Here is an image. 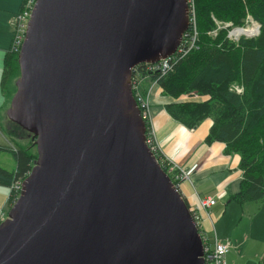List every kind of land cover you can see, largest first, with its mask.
<instances>
[{"label":"water","instance_id":"1","mask_svg":"<svg viewBox=\"0 0 264 264\" xmlns=\"http://www.w3.org/2000/svg\"><path fill=\"white\" fill-rule=\"evenodd\" d=\"M189 24L188 0L35 1L6 114L38 156L0 223V264H206L132 87Z\"/></svg>","mask_w":264,"mask_h":264},{"label":"trees","instance_id":"2","mask_svg":"<svg viewBox=\"0 0 264 264\" xmlns=\"http://www.w3.org/2000/svg\"><path fill=\"white\" fill-rule=\"evenodd\" d=\"M26 2L23 0L21 11ZM194 9L199 47L173 57L172 67L165 73L148 72L142 65L139 74L158 83L164 95L176 101L165 105L174 120L196 128L212 119L206 142H224L226 153L240 156L243 177L233 200L241 205L264 201V0H194ZM249 17L261 25L260 33L232 40L228 36L231 28L245 26ZM223 22L233 25L223 27ZM18 55L11 47L5 55L1 78L4 93L20 76ZM183 95L207 99L186 102L180 99ZM146 125L149 128L150 124ZM20 129L14 124L6 130L17 145L0 146V150L9 149L16 160L14 169L0 166V185L10 190L16 181L28 176L38 156L30 149L34 139L28 145L21 144ZM160 155L157 157L167 172L169 168ZM15 198V192L10 191L8 205H13Z\"/></svg>","mask_w":264,"mask_h":264},{"label":"crops","instance_id":"3","mask_svg":"<svg viewBox=\"0 0 264 264\" xmlns=\"http://www.w3.org/2000/svg\"><path fill=\"white\" fill-rule=\"evenodd\" d=\"M22 3L23 0H0V61L5 58L12 45V31L16 18L14 15L17 16L21 11ZM1 74L2 70H0V109L6 110L9 97L1 88ZM147 79L144 78L142 81L147 82ZM146 92L149 93L153 122L164 153L176 160L187 173V177L182 182V193L190 208H195L200 199H215L216 203L209 208L208 213L205 210L201 211L203 217L206 218L204 223L207 227L205 229L211 231L212 226H215L212 213L222 214V218H224L221 222L222 234L215 226L216 234L220 239H230L236 250L241 253L242 246L246 247L251 238L249 237V226L251 227L253 221L258 219L254 215L256 212L261 216L258 224L264 228V201L257 202L255 208L250 210L253 203L241 205L233 200V195L239 192L243 177V172L239 167L240 156L226 153L224 142H206L205 139L213 125L212 119L208 118L190 130L174 120L166 111L165 105L176 101L170 96L164 95L163 89L158 83L153 91L149 87ZM3 123L4 121H1L0 118V133ZM8 190L10 189L8 188ZM2 197L3 195L0 193V205ZM242 225L245 229L244 241H242ZM246 248L248 251L245 252L246 256L249 253L250 257L246 264H264V257L260 256L256 247L248 246ZM242 261L245 264L246 261L244 259ZM236 262L237 259L230 256L228 264H236Z\"/></svg>","mask_w":264,"mask_h":264},{"label":"built area","instance_id":"4","mask_svg":"<svg viewBox=\"0 0 264 264\" xmlns=\"http://www.w3.org/2000/svg\"><path fill=\"white\" fill-rule=\"evenodd\" d=\"M36 0H27L24 9L19 12L15 18V29L12 41V51L19 52L23 42L26 37V31L28 27V22L31 18L32 10L34 8ZM190 5V24L188 30L185 32L183 39L177 48L176 52L164 59H161L157 63H144L136 66L133 70L132 87L134 91V96L138 102L141 109V114L145 122L150 124V102L149 93L146 95L140 89L141 81L145 76L141 77L139 74V66L146 68L148 72H167L171 67V61H174L173 57L180 55V57L186 55L192 49L198 48V30L196 24V16L194 9V0H188ZM223 27H229L230 24H222ZM230 32V31H229ZM216 35V32H214ZM234 35L230 33L229 37L233 38ZM237 38V37H236ZM155 133L152 131L151 125L147 127L146 143L149 145L150 149L157 154L160 153V146L154 142ZM162 157V155H160ZM158 158V157H157ZM159 160V159H158ZM164 161V159H162ZM160 162V161H159ZM167 173L172 177L173 181H181L184 178V171L176 164V167L169 168ZM22 179L18 180L13 184L11 191L15 192L16 198L20 195L22 189ZM177 187L179 183L176 184ZM15 198V199H16ZM216 201L211 198L201 199L199 202L198 209L190 208L191 212L195 218V222L198 226L200 235L205 246V260L206 264H226L225 258L229 251H231L232 242L228 239L223 240L216 234L215 226H212L211 231H207L205 228V217L201 214L202 210L209 212V208L214 205ZM210 233L212 237L209 236Z\"/></svg>","mask_w":264,"mask_h":264},{"label":"rangeland","instance_id":"5","mask_svg":"<svg viewBox=\"0 0 264 264\" xmlns=\"http://www.w3.org/2000/svg\"><path fill=\"white\" fill-rule=\"evenodd\" d=\"M14 16L16 17V15H14ZM226 23L230 24V25L232 24L231 22H226ZM223 24H225V23L223 22ZM245 24H246L245 26H235V27L233 26L231 28L228 36L231 33L232 35H234L232 40L238 41L241 37H244V36L245 37H254V36H256V35H258L260 33V24L257 23L256 21H254L251 17H249L247 23H245ZM254 28H256L257 31ZM14 29H15V24H14ZM240 29H242V30L238 32V30H240ZM244 29L247 30V31H253V33L252 34H247ZM255 31H256V33H255ZM12 35L14 36V30L12 31ZM216 35H217V33H216ZM12 41H13V38H12ZM11 51H12V46H11ZM18 53H20V51ZM3 68H4V59L2 61H0V70H2V74H3ZM1 78H2V76H1ZM144 78H148L147 82L141 81L140 89L143 92V94L146 95V93H147L146 91H148L149 87L151 88V91H153V88L156 86V82L150 80V78L148 76H146ZM16 80H17V78L14 79L13 85L10 86V90L8 89L9 92L6 93L8 95V97H9V101L6 103V110H3V108L0 109V118H1V121H4V123L2 124V127H1L0 145H2L3 147H8V148H12L14 145H17L16 142L13 141L12 139H10V137L6 133V130H8L11 126L14 125V123L11 122L9 120V118L7 117L6 112H7V109L10 107L12 97L14 96V94L16 92L15 90H17L16 84H15ZM236 89L241 90L242 88L239 87V86H236ZM180 99H182L181 101L191 102L194 99H197L198 101H203V100L207 99V97H202L200 95H196V96H193V97H190L189 95H183ZM180 99H178V100H180ZM149 102H150V125H151V128H152V131L155 133L154 142L160 146V153H161L164 161L166 162L168 168L176 167V164L178 165L179 163L176 160H173L172 158L168 157L164 153L163 147H162V145L160 143V140H159V138H158V136L156 134V128H155V125H154V122H153V116H152V107H151L150 97H149ZM2 114H3V116H2ZM180 124H182V123H180ZM187 128L190 129V130L194 129V128H189V127H187ZM19 137L21 138L19 140H20L21 144H23V145H28L29 142L33 139L32 136L28 132L24 131L22 128L20 129V136ZM33 142H35V141H33ZM33 142L31 143L32 145L30 146V149L34 153H37L36 144H34ZM212 143H214V142H212ZM0 166L4 167L6 169H9V170L14 169L16 167V160H15V158L13 156V153L9 149L5 148V150H0ZM178 166L182 169V167L180 165H178ZM186 177H187V173L184 171V178L181 179V181L178 182L179 183L178 188H179L181 193H182V182H183V180ZM0 189H2V190H0V193L3 195L2 204L0 205V223H1L5 219H7L8 213H9V211H10V209H11V207L13 205H11V206L8 205V199H9L11 190H8L7 187L1 186V185H0ZM18 197L15 199V202L17 201ZM211 199H213V198H211ZM256 205H257V203H253L252 206H250L251 207L250 210L252 208L254 209ZM198 206H199V203H198V205L195 208L198 209ZM212 214L214 215L213 221L215 223L216 229L218 230L219 233L222 234V231H221L222 224H221V222L224 220V218H222V214L219 215L218 213H216L218 215V217H217V215L215 213H212ZM254 215H256L258 217V219L253 221V223L251 225L252 228L249 226V237H251V238L249 239L248 243L246 244V247H248V246L256 247L258 249L257 251H259V253H260V256L264 257V228H261L259 226V224H258L259 218L261 217L260 214L258 212H256ZM205 227H207L206 224H205ZM241 233L243 235L242 241H244V239H245V229H244L243 225L241 226ZM209 236L212 237V233H210ZM232 247L233 248H231L232 249L231 252L229 251L228 254L226 255V258H225L226 264L229 263L230 256L234 257L235 259H237L236 264H243V261H242L243 259L246 261L245 262V264H246L247 261L250 259L249 253H247V256H246V253H245V252H248L247 248L242 246L241 253H240L239 251L236 250L235 245L233 246V244H232Z\"/></svg>","mask_w":264,"mask_h":264},{"label":"bare ground","instance_id":"6","mask_svg":"<svg viewBox=\"0 0 264 264\" xmlns=\"http://www.w3.org/2000/svg\"><path fill=\"white\" fill-rule=\"evenodd\" d=\"M254 29H256V28H254ZM241 30H242V29L238 30V32L241 31ZM244 30H245V29H244ZM256 31H257V29H256ZM256 31H255V33H256ZM245 32H246L247 34H252V33H253V31H247V30H245ZM255 33H254V34H255ZM239 91H240V90H239Z\"/></svg>","mask_w":264,"mask_h":264}]
</instances>
